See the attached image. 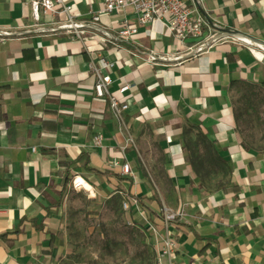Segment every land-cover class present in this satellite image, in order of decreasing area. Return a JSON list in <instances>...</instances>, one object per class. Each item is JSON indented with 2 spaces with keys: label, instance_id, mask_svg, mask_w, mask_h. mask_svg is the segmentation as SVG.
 <instances>
[{
  "label": "crops",
  "instance_id": "1",
  "mask_svg": "<svg viewBox=\"0 0 264 264\" xmlns=\"http://www.w3.org/2000/svg\"><path fill=\"white\" fill-rule=\"evenodd\" d=\"M187 2L252 42L221 40L197 54L183 47L179 59L149 64L127 51L173 54L178 42L162 21L140 25L124 42L127 51L88 52L71 34L27 31L30 0H0V28L13 31L0 39V264H59L69 253L66 194L75 193L77 176L105 198L118 191L140 197L159 228L164 205L183 210L174 220L176 264H264V150L243 146L234 108L240 89L264 95V0ZM123 19L133 23V11L103 16L109 25ZM100 55L115 63L111 94L129 104L120 118L95 94L91 62L99 65ZM126 83L135 86L120 92ZM195 131L228 163L220 188L203 186L187 157L186 134ZM115 159L128 160L137 178L123 175Z\"/></svg>",
  "mask_w": 264,
  "mask_h": 264
},
{
  "label": "built area",
  "instance_id": "2",
  "mask_svg": "<svg viewBox=\"0 0 264 264\" xmlns=\"http://www.w3.org/2000/svg\"><path fill=\"white\" fill-rule=\"evenodd\" d=\"M30 0L33 24L27 27V31H36L41 34H71L82 42L88 52L103 51L109 45L118 49L128 50L124 42L129 41L138 33L140 25L153 23L156 20L166 23L173 32L179 48L173 53H160L149 50L147 54L127 52L142 58L149 64H159L160 61H169L182 57L179 51L184 47L187 54H197L207 50L221 40L235 39L247 45L252 39L243 34L228 35L223 31L219 23H213L205 15L199 12L197 2L189 5L187 0H85L88 9L83 11L77 6L75 0ZM126 8H132L135 21L129 22L123 19L113 22L111 25L104 23V15H114L123 12ZM13 31L9 28H0V39L4 42ZM262 46V44H260ZM100 64L92 59L91 68L97 74L98 79L94 85L97 98L109 99L112 111L120 118L129 108L128 102H122L111 94L112 75L111 70L115 63L106 56L100 55ZM135 84L126 83L121 85L120 92L125 93ZM103 135L94 136L96 145H103ZM133 143L131 136L124 140L121 146L122 152ZM125 176L137 178L135 169L128 160L115 159ZM75 185L77 182L75 181ZM124 208L137 213L140 220L145 221L146 227L154 236L156 251L155 264H176L175 258L180 249V240L174 228V220L184 216V211H173L166 205L163 207V226L150 220L149 212L142 204L138 196H131L124 200Z\"/></svg>",
  "mask_w": 264,
  "mask_h": 264
},
{
  "label": "rangeland",
  "instance_id": "3",
  "mask_svg": "<svg viewBox=\"0 0 264 264\" xmlns=\"http://www.w3.org/2000/svg\"><path fill=\"white\" fill-rule=\"evenodd\" d=\"M256 93L248 86L235 92L234 108L243 141L248 146L264 150V106L260 101L261 94ZM196 132L186 134L188 141L184 142V148L187 157L197 161L195 172L203 186L220 188L228 183L229 172L224 167L213 165L211 148ZM155 153V163L160 167L162 152L156 148ZM148 169L145 166L144 170ZM73 188L70 189L75 193L66 194L70 205L67 227L73 246L59 264L156 263L153 233L137 213L124 208L127 194L118 191L105 198L101 188L102 195L93 188L87 190L81 185L76 186L74 180ZM157 195L161 198L159 192Z\"/></svg>",
  "mask_w": 264,
  "mask_h": 264
},
{
  "label": "trees",
  "instance_id": "4",
  "mask_svg": "<svg viewBox=\"0 0 264 264\" xmlns=\"http://www.w3.org/2000/svg\"><path fill=\"white\" fill-rule=\"evenodd\" d=\"M261 85V87L263 88V90H264V81L260 84ZM251 89H253V88H251ZM256 91V90H255ZM257 92V91H256ZM256 94H260L259 92H257ZM260 101L262 102V104L264 105V95H261L260 96ZM200 137H201V139L202 140H204L206 143H207V145L211 148V150H212V159H211V162L212 161H217L218 163H220V165H221V167H224L225 169H226V171H229V167H228V163H227V161L226 160H224V159H222V158H218L217 156H216V152H215V149H214V147H213V144H212V142H210V141H208L207 140V138H206V136L204 135V134H202V133H200ZM243 146L244 147H250V146H248L244 141H243ZM195 159H193V160H191V162L193 163V165H194V167H196L197 166V161H194ZM226 166V167H225ZM196 169V168H195ZM67 183V182H66ZM65 183V184H66ZM63 193L64 192H62V195H63ZM139 199L141 200V198L139 197ZM142 201V200H141ZM177 219V218H176ZM175 219V220H176Z\"/></svg>",
  "mask_w": 264,
  "mask_h": 264
},
{
  "label": "bare ground",
  "instance_id": "5",
  "mask_svg": "<svg viewBox=\"0 0 264 264\" xmlns=\"http://www.w3.org/2000/svg\"><path fill=\"white\" fill-rule=\"evenodd\" d=\"M76 182H77V185L87 190H90L92 188V185L90 184V182H88L86 179H84L82 176H77L76 177Z\"/></svg>",
  "mask_w": 264,
  "mask_h": 264
},
{
  "label": "water",
  "instance_id": "6",
  "mask_svg": "<svg viewBox=\"0 0 264 264\" xmlns=\"http://www.w3.org/2000/svg\"><path fill=\"white\" fill-rule=\"evenodd\" d=\"M224 32H226L228 35H234V34H239V32H236V31H227L225 30V28L223 29Z\"/></svg>",
  "mask_w": 264,
  "mask_h": 264
}]
</instances>
